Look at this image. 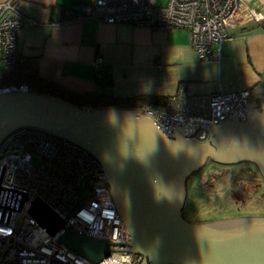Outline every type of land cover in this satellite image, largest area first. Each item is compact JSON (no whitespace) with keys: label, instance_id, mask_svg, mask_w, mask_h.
<instances>
[{"label":"water","instance_id":"water-1","mask_svg":"<svg viewBox=\"0 0 264 264\" xmlns=\"http://www.w3.org/2000/svg\"><path fill=\"white\" fill-rule=\"evenodd\" d=\"M239 101L223 122L208 123L207 138L189 136L195 121L174 120L148 108L81 107L32 89L0 94V141L19 127L68 139L103 167L128 242L90 238L35 198L31 215L58 241L97 263L110 250L141 254L151 264H264V215L207 222L183 215L188 177L208 161L249 162L264 179V102ZM128 244L127 249L110 248Z\"/></svg>","mask_w":264,"mask_h":264},{"label":"built area","instance_id":"built-area-1","mask_svg":"<svg viewBox=\"0 0 264 264\" xmlns=\"http://www.w3.org/2000/svg\"><path fill=\"white\" fill-rule=\"evenodd\" d=\"M64 21L95 17L151 29H183L201 59H219L220 44L230 37L228 28L248 20H261V12L245 0H93L78 11H66ZM33 21L18 10L15 0L0 2V66L22 61L16 53L18 29ZM102 59L93 61L95 69ZM29 86L0 87V94ZM250 90L186 95L180 87L164 104L144 106L174 120L195 121L189 136L207 138L208 123L223 122L250 99ZM81 192V196L80 193ZM81 197V199H80ZM39 198L63 221L86 236L109 242H128L129 236L116 210L99 160L78 144L34 127H19L0 141V264H151L141 254L110 250L97 263L58 241L63 229L50 234L29 209ZM127 249L128 244L110 243Z\"/></svg>","mask_w":264,"mask_h":264},{"label":"crops","instance_id":"crops-1","mask_svg":"<svg viewBox=\"0 0 264 264\" xmlns=\"http://www.w3.org/2000/svg\"><path fill=\"white\" fill-rule=\"evenodd\" d=\"M92 1L15 0L17 10L33 21L18 29L16 53L44 81L105 100L167 98L182 87L192 96L249 89L256 105L264 102V0H245L263 19L228 28L219 59L209 61L201 59L183 29L95 17L64 21L67 10ZM97 56L102 59L98 70Z\"/></svg>","mask_w":264,"mask_h":264},{"label":"rangeland","instance_id":"rangeland-1","mask_svg":"<svg viewBox=\"0 0 264 264\" xmlns=\"http://www.w3.org/2000/svg\"><path fill=\"white\" fill-rule=\"evenodd\" d=\"M183 215L195 222L264 215V180L256 166L248 162H207L187 179Z\"/></svg>","mask_w":264,"mask_h":264},{"label":"trees","instance_id":"trees-1","mask_svg":"<svg viewBox=\"0 0 264 264\" xmlns=\"http://www.w3.org/2000/svg\"><path fill=\"white\" fill-rule=\"evenodd\" d=\"M20 84H26L29 89L49 94L81 107L121 106L143 108L144 106H150V104L161 105L166 101V97L159 96H138L130 99L114 98L105 100L89 94L74 95L41 79L36 71L23 60L0 66V87L19 86Z\"/></svg>","mask_w":264,"mask_h":264},{"label":"flooded vegetation","instance_id":"flooded-vegetation-1","mask_svg":"<svg viewBox=\"0 0 264 264\" xmlns=\"http://www.w3.org/2000/svg\"><path fill=\"white\" fill-rule=\"evenodd\" d=\"M208 162H211V163H216V162H213V161H208ZM249 163V162H248ZM216 164H218V165H220L219 163H216ZM252 164V163H251ZM222 165V164H221ZM254 165V164H253ZM255 166V165H254ZM259 171V170H258ZM259 174H260V176H261V172L259 171ZM262 177V176H261ZM263 179V178H262ZM264 180V179H263Z\"/></svg>","mask_w":264,"mask_h":264}]
</instances>
